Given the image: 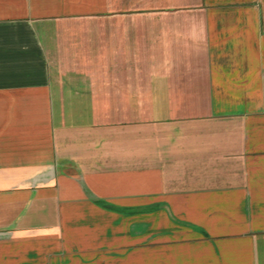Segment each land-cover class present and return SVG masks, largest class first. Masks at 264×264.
I'll list each match as a JSON object with an SVG mask.
<instances>
[{"label":"crops","instance_id":"crops-1","mask_svg":"<svg viewBox=\"0 0 264 264\" xmlns=\"http://www.w3.org/2000/svg\"><path fill=\"white\" fill-rule=\"evenodd\" d=\"M0 264H264V0H0Z\"/></svg>","mask_w":264,"mask_h":264}]
</instances>
